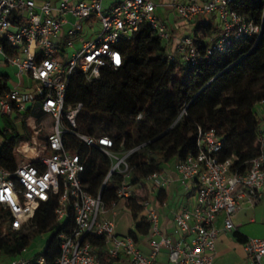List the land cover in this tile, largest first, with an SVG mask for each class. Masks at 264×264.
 Segmentation results:
<instances>
[{"label": "built area", "instance_id": "built-area-1", "mask_svg": "<svg viewBox=\"0 0 264 264\" xmlns=\"http://www.w3.org/2000/svg\"><path fill=\"white\" fill-rule=\"evenodd\" d=\"M231 0H170L175 15L195 22L213 16L218 37L206 47L188 34L173 42L172 31L156 14L155 0H122L104 10L102 0H0V40L16 52L7 54L0 45V64L16 67L17 82L0 96V117L24 112L35 96L28 94L20 78L36 85L41 96L40 113L52 119L50 128L36 114L26 118L28 136H21L12 149L15 168L0 167V211L7 212L5 228L27 230L41 203L56 201L54 215L64 222L72 212L74 224L61 232L60 253L52 264H154L162 248L173 264H214L218 233L236 231L234 215L245 207L264 201V127L256 137L258 153L246 164L221 160L224 140L213 128L197 127L196 149L173 164L181 189L194 196L191 203L173 211L172 234L159 225L157 194L172 182L164 172L148 175L144 184L133 181L127 156L107 135H90L77 130L81 103L66 104L68 79L76 72L87 81L96 80L103 68H119L123 56L118 43L129 39L143 25L149 26L165 43L169 61L194 65L214 51L223 52L232 39L258 38L262 26L246 21L229 7ZM264 103V102H262ZM186 105L181 107L179 116ZM141 114L136 118L139 119ZM45 132L41 137L40 133ZM71 133L110 160L103 186L117 176L116 199L105 204L101 191L93 195L81 179L84 165L77 153L64 148L63 136ZM136 186L139 188L137 189ZM143 192V194L137 192ZM135 201L149 223L148 253L135 239L119 235L109 217L119 202ZM126 206V205H125ZM218 222L220 225H218ZM100 239L93 244L91 239ZM246 264H264V237H246L242 242ZM7 264H49L41 254L15 256Z\"/></svg>", "mask_w": 264, "mask_h": 264}, {"label": "trees", "instance_id": "trees-1", "mask_svg": "<svg viewBox=\"0 0 264 264\" xmlns=\"http://www.w3.org/2000/svg\"><path fill=\"white\" fill-rule=\"evenodd\" d=\"M229 7L246 21L261 25L260 36L232 39L225 51H214L208 59L189 65L169 61L165 43L143 25L131 38L118 43L123 56L121 67L103 68L93 81H87L81 72L68 79L65 103L83 106L77 130L110 136L121 151L133 149L127 163L134 182L143 185L151 173L163 172L169 161L182 160L194 152L198 126L213 128L223 138L219 158H231L234 166L246 164L258 153L256 137L264 126L261 127V117L254 107L264 102V0H231ZM213 20H199L193 34H189L203 48L219 28ZM0 45L9 55L16 52L6 41L0 40ZM8 80L7 73H0V96L10 89ZM35 101L39 111L36 115L40 117V95L23 113L14 116L21 119L23 135ZM183 105L185 111L179 116ZM23 135L7 119L0 126V167L7 171L15 168L12 149L17 136ZM63 144L65 149L77 153L83 163L81 179L87 190L93 195L101 191L105 204L115 200L117 176L112 175L103 186L110 166L107 155L71 133L64 134ZM157 199L161 204L165 202L164 190L158 192ZM125 205L135 221L136 231H129V235L137 241L136 232L148 234L150 226L135 201H126ZM55 206L54 199L41 203L32 228L0 230V255L20 256L35 237L50 233L43 250L35 255H43L52 264L60 253L59 233H69L74 224L72 212L64 222H57ZM6 220L7 212L0 211V227ZM234 236L240 242L246 239L237 231ZM91 242L102 243L98 238Z\"/></svg>", "mask_w": 264, "mask_h": 264}, {"label": "crops", "instance_id": "crops-1", "mask_svg": "<svg viewBox=\"0 0 264 264\" xmlns=\"http://www.w3.org/2000/svg\"><path fill=\"white\" fill-rule=\"evenodd\" d=\"M44 0H34L36 5H40ZM60 0H51V2L53 4H58ZM122 0H102V4H103V8L104 10H109L114 4L120 2ZM170 0H155V2L158 3V6L156 8V14L159 15L165 22V24L167 25V27L172 31V36H173V42L178 41L180 38H182L184 36V34H180V30L182 28L187 29L188 31H191L190 34H193L194 30H195V26H196V22H198L199 20L201 21H207L210 18H214L213 16H205L203 18L197 19L195 22H190V21H184L180 18H178L174 11L172 10V8L167 5V3ZM178 1H184V0H178ZM213 23H215L217 25V27H219L218 22L216 21V19L214 18ZM219 33V28L217 29V32L213 35L212 38H209L207 41L209 43H212L214 41V39L218 36ZM188 35V34H187ZM205 41V40H204ZM10 68L14 71V74L16 75V67L10 64H0V73H7L9 75V80H8V85L9 87H11V85L9 84V82L11 81L13 83V85L17 82V79H14L13 76H11V72L9 71ZM27 84V81H24V84ZM25 84V85H26ZM25 88V87H24ZM35 98V97H34ZM1 126V125H0ZM26 134L23 136H28L29 131L27 129L26 126ZM41 137L45 136V132H41ZM21 137V136H20ZM1 142V141H0ZM175 161H173V163L168 166V168H164V173L167 174L169 177H171L173 180L172 182L169 184V186H167L165 188V193H166V200L164 203H159L157 205V211L159 213V225H160V229L161 231L165 234V235H171L172 234V216H173V211L175 209H177L180 206L189 204L192 202V193H187L185 191H183L181 189V187L178 185L176 179V173L174 171V164ZM181 189V190H180ZM159 201V200H158ZM124 207L127 209V211L129 212L128 208L124 205ZM262 209V211H264V201H262L261 203H259L258 205H256L253 208L250 207H245L243 209H241L240 211H238L234 217H233V222L236 226V231L239 232L240 234H242L245 237H264V235H255V228H253V224L256 223L255 217H254V212L257 209ZM252 213V214H251ZM130 214V212H129ZM140 215H144L146 217L145 212L141 211ZM251 215L249 217V224H246L243 222V218H245L246 216ZM109 217L111 219H113L114 223H115V230L116 233L119 235H127L129 234V231H136L135 230V221L133 220L131 214L130 217L132 218V220L130 221V226L128 228H123V229H118L117 228V223L115 222V218L118 217L119 219L122 217L121 215V211L117 210L115 214H110ZM147 220V219H146ZM218 225H220V223L218 222ZM234 232H227V231H223L221 230L216 238V242H215V258H214V264H225L223 262H220V256H226L227 254H229L230 249L228 248V246L233 244H239V246H241L242 250V242L238 241L236 239V237L234 236ZM137 244L139 249L143 252V253H148L149 251V246H148V239H149V234H141V233H137ZM233 249L235 248V245L233 246ZM231 252V251H230ZM168 251L166 248H162L160 250V252L158 253L154 264H173L168 260ZM226 253V254H225ZM244 253V251H243ZM9 258H7L6 256L0 255V264L2 263H6L8 262ZM244 260L245 262L242 264H246L247 260L245 257V253H244ZM232 264V263H231Z\"/></svg>", "mask_w": 264, "mask_h": 264}, {"label": "rangeland", "instance_id": "rangeland-1", "mask_svg": "<svg viewBox=\"0 0 264 264\" xmlns=\"http://www.w3.org/2000/svg\"><path fill=\"white\" fill-rule=\"evenodd\" d=\"M191 31H188L187 29L185 28H182L180 30V34H184V35H187V34H190ZM11 72V76L14 77V79H17V76L14 74V71L10 68L9 70ZM20 78V82H21V85L24 84V79L19 77ZM9 84L11 86H13V83L10 81ZM24 90L30 94L32 97L33 96H37V91H36V85L32 83L29 84L27 82ZM37 104L38 102L35 101V106H34V111L32 113V115L34 114H39V111H38V108H37ZM255 110L257 111L258 115L261 117V127L264 126V103H258L255 105ZM41 114V113H40ZM15 116V115H14ZM23 116V114L21 115ZM6 119L9 120L10 123H12V125H14L15 127H17V130L19 132L20 135H23L24 134V131H23V128L21 126V119L18 118L17 120L14 119V117H4V116H1L0 117V125L1 126H4V124H6ZM40 120H42V122L47 126V128L49 129L50 126H51V123H52V119L48 116V115H45L43 116L41 114L40 116ZM40 135H42L40 133ZM20 138V136H17V140ZM173 163V160L169 161L168 163L165 164V168H168V166H170L171 164ZM169 186V185H168ZM136 188L138 189L139 187L136 186ZM181 190V189H180ZM143 194V192H137V194ZM194 198V196L192 197V199ZM117 210L121 211V215L122 217L119 219L118 217L115 218V222H118L117 223V228L118 229H125V228H128L130 225V221L132 220V218L130 217V214L129 212L127 211V209L124 207V203L123 201L119 202L118 206H117ZM116 210V211H117ZM252 214V213H251ZM254 217H255V220H256V223L253 224V228H255V235H264V211H262V209H257L255 210L254 212ZM251 215H248L246 216L245 218H243V222L246 223V224H249L248 220H249V217ZM49 234L50 233H44V234H41L37 237H35L30 245L22 252L21 256H33L35 255L36 253H39L43 250L44 246H45V243L47 242V239L49 237ZM235 245V248L236 249H233V246ZM228 246V248L230 249L229 251V254H227L226 256H220V262H223L225 264H242L245 262L244 260V253H243V250L241 248V246H239V244H233ZM226 254V253H225ZM2 264H7L6 263H2Z\"/></svg>", "mask_w": 264, "mask_h": 264}]
</instances>
